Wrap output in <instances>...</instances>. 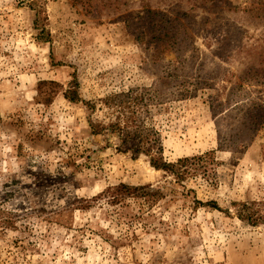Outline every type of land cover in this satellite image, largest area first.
<instances>
[{
    "label": "rangeland",
    "instance_id": "1",
    "mask_svg": "<svg viewBox=\"0 0 264 264\" xmlns=\"http://www.w3.org/2000/svg\"><path fill=\"white\" fill-rule=\"evenodd\" d=\"M130 89L159 96L165 160L212 151L209 178L93 132ZM120 183L165 196L82 204ZM236 202L264 212V0H0V264H264Z\"/></svg>",
    "mask_w": 264,
    "mask_h": 264
},
{
    "label": "trees",
    "instance_id": "2",
    "mask_svg": "<svg viewBox=\"0 0 264 264\" xmlns=\"http://www.w3.org/2000/svg\"><path fill=\"white\" fill-rule=\"evenodd\" d=\"M36 10V19L34 23L39 28V39H49V32L46 29L47 17L42 7L31 5ZM65 96L72 101H79L75 87H70L65 92ZM158 94L152 89L135 90L130 89L124 93H115L103 99L105 106L110 110V114L114 115L109 122H90V126L95 134L104 131L114 133L120 140V145L130 149L134 154H145L150 158V163L156 169L163 170L172 175L177 182H183L189 177L196 174L210 177L212 168L210 165L214 161L213 152H207L196 156H186L179 158L177 161L168 162L165 160L162 152V144L159 132L145 122V114L149 109L159 101ZM91 103H88L90 105ZM94 107V105H90ZM165 195L160 187H153L151 184L130 185L120 183L114 186H108L100 194L92 199H83L85 207L89 203L104 199L111 205H117L124 200L144 199L145 201H156ZM198 203H202L196 200ZM255 203L236 202V213L242 221H246L251 225H257L264 222V212L260 209H254L252 205ZM213 208L219 209L214 201L209 202ZM13 218V217H12ZM6 224H14L13 219H7Z\"/></svg>",
    "mask_w": 264,
    "mask_h": 264
}]
</instances>
